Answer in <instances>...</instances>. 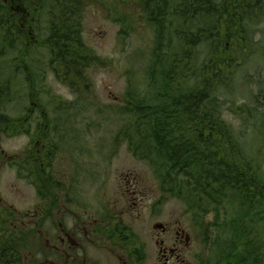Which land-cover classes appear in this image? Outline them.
Instances as JSON below:
<instances>
[{
  "label": "rangeland",
  "instance_id": "rangeland-1",
  "mask_svg": "<svg viewBox=\"0 0 264 264\" xmlns=\"http://www.w3.org/2000/svg\"><path fill=\"white\" fill-rule=\"evenodd\" d=\"M115 1L84 0L86 4L79 18L80 37L84 48L100 58L102 65L91 63L80 81L67 80L66 70H59L53 63L51 51L44 45L50 19L41 11L42 7L31 10L33 41L24 36L19 46L13 44L15 49L9 50L11 43L8 46L0 32V85L7 83L8 94H13L0 111L2 116L5 120H22L29 101L38 105L34 133H42L44 125L46 133H51L53 162L58 170L66 162L80 164L85 196L94 193L95 180L102 183L105 178L107 193L118 197L124 179L128 175L134 178L146 191L139 211L130 208L131 216L136 220L141 214L137 223L147 228L149 244L150 229L156 223L171 230L180 227L196 240L187 262L198 264L202 260L200 256H208L214 262L223 248L233 245L231 227L235 229L233 223L240 220L239 228L250 227L243 228V234V230L238 231L239 236L250 241V253L240 251L251 262L254 254H258L260 264H264V205L258 204V197L255 201L242 199L244 204H241L229 195L222 199L199 195V208L189 209L177 194L161 189L153 170L133 156L128 142L120 136L129 118L124 113L126 94L142 96L148 92L150 53L156 44L157 31L144 23L136 25L134 30L125 29L112 16L111 5ZM223 1L234 2L215 0L216 4ZM36 2L33 0L34 5ZM245 4L248 6L244 17L246 37L221 43L226 44L224 49H219V58H224L226 63V78L215 94L220 102V117L232 130L244 157L252 165V173L260 177L263 190L258 193L263 194L264 202V0H246ZM198 50L194 54L199 64L206 62L208 55L216 54L213 48L206 52L201 46ZM193 65L187 71H193ZM24 66L29 67V72ZM187 84L192 86L194 80L191 78ZM40 112H44V122ZM3 127L5 124H0V133H4ZM19 145L9 135L1 138L0 148L9 154ZM24 178L13 169L0 168V197L17 209L27 208L33 193ZM136 201L139 202L137 196ZM240 204L244 208H239ZM201 237L206 244L201 243ZM165 241L170 244L169 237Z\"/></svg>",
  "mask_w": 264,
  "mask_h": 264
},
{
  "label": "trees",
  "instance_id": "trees-1",
  "mask_svg": "<svg viewBox=\"0 0 264 264\" xmlns=\"http://www.w3.org/2000/svg\"><path fill=\"white\" fill-rule=\"evenodd\" d=\"M233 1L216 4L215 0H117L111 5L112 16L125 29L134 30L144 23L157 31L150 53L148 92L142 96L126 94L124 113L129 118L120 136L128 142L133 156L153 170L161 189L177 194L189 209L199 208V195L209 199L229 195L241 204L242 199L255 201L258 197V204L264 205L263 194L258 193L263 190L260 177L252 173V165L220 117V102L215 94L226 78L225 59L219 58V49L226 44L221 43L246 33V0ZM85 2L37 0L34 5L33 0L18 1L29 11L42 7L41 11L49 17V36L44 45L59 70H66L67 80H82L94 61L95 66L102 65L100 58L84 48L80 37L79 18ZM20 25L16 16L0 7V32L8 46L11 43L9 50L15 49L13 44L19 46L25 36ZM201 46L206 52L213 48L216 54L208 55L206 62L199 64L194 51L197 53ZM193 63L194 70L187 71ZM24 70L29 72V67L24 66ZM191 78L192 86L187 84ZM8 89L7 83L0 85V111L12 100ZM21 123L20 118L5 120L0 112L4 133H15ZM41 132L45 133L44 128ZM54 156L53 152L52 159ZM233 225L239 227L240 220ZM244 226L245 230L250 229L249 225ZM243 228L238 229L243 230L242 234ZM231 229L235 244L223 248L217 257L235 258L240 264H260L256 253L252 262L245 260L240 249L250 253V241Z\"/></svg>",
  "mask_w": 264,
  "mask_h": 264
},
{
  "label": "flooded vegetation",
  "instance_id": "flooded-vegetation-1",
  "mask_svg": "<svg viewBox=\"0 0 264 264\" xmlns=\"http://www.w3.org/2000/svg\"><path fill=\"white\" fill-rule=\"evenodd\" d=\"M18 1L1 3L33 41L31 11ZM37 111L39 106L29 101L17 129L22 133H0V144L5 135L20 144L12 154L0 148V168L26 176L33 191L29 206L23 209L0 197V264H189L187 257L196 242L193 235L156 223L150 229L149 244L147 228L138 224L141 214L136 220L131 216L130 208L139 211L146 191L134 178L124 179L118 197L107 193L105 178L102 183L95 180L94 193L85 196L80 164L66 162L56 168L51 133H46L45 125V133H34ZM40 117L45 120L44 112ZM200 257L198 264H240L235 258L212 262L208 256Z\"/></svg>",
  "mask_w": 264,
  "mask_h": 264
},
{
  "label": "water",
  "instance_id": "water-1",
  "mask_svg": "<svg viewBox=\"0 0 264 264\" xmlns=\"http://www.w3.org/2000/svg\"><path fill=\"white\" fill-rule=\"evenodd\" d=\"M155 228H156V229H161V226H156Z\"/></svg>",
  "mask_w": 264,
  "mask_h": 264
}]
</instances>
